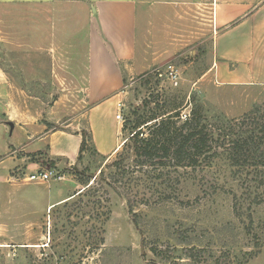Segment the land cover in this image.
<instances>
[{
	"label": "rangeland",
	"instance_id": "obj_1",
	"mask_svg": "<svg viewBox=\"0 0 264 264\" xmlns=\"http://www.w3.org/2000/svg\"><path fill=\"white\" fill-rule=\"evenodd\" d=\"M212 3L201 0L200 9L170 16L168 21L138 15L136 59L144 51L149 54L134 70L123 65L118 89L120 72L106 57L102 84L96 88L93 80L94 89L87 97L83 79H55L52 74L54 52L43 47L54 27L50 16L46 15L44 28L39 26L38 38L43 39L39 41L34 35L36 8L0 0L4 77L0 80V264H218L216 258L219 264H264V146L243 169L219 155L207 166L169 170L171 186L151 180L148 171L134 172L127 146L137 115L147 119L177 106L181 115L189 114L194 102L206 114L240 118L233 122L239 130L258 127L253 124L256 114L240 122L255 103L261 105L258 114L264 115V86L223 82L228 66L216 52ZM82 20L68 23L76 26ZM112 22L120 41L119 33L131 35L116 16ZM258 23L246 31L250 39L245 45L237 43L236 50L248 53L247 62H264V18ZM237 35L230 30L228 37ZM74 44L75 50L83 45L81 40ZM108 44L107 53L113 56L117 47ZM64 49L68 50L57 49L55 55ZM76 66L78 70L81 65ZM169 66L178 73L175 81L168 75ZM118 102L123 105L122 121L115 117ZM82 131L92 134L93 142L87 139V148L77 159L76 135ZM30 139L36 142L32 146ZM92 143L106 159L92 152ZM59 145L68 156L48 154ZM118 152L124 159L123 177L109 165ZM32 167L54 169L64 177L30 182L26 176ZM135 176L142 179L137 186L132 183ZM135 191L140 199L146 197L133 205V214L126 197L132 200ZM248 214L253 220L251 234L246 230ZM152 246L167 249L172 258L156 257ZM188 247L202 249L190 258L185 254ZM248 252L256 255L245 261Z\"/></svg>",
	"mask_w": 264,
	"mask_h": 264
},
{
	"label": "crops",
	"instance_id": "obj_2",
	"mask_svg": "<svg viewBox=\"0 0 264 264\" xmlns=\"http://www.w3.org/2000/svg\"><path fill=\"white\" fill-rule=\"evenodd\" d=\"M17 1L20 3L17 5H33L36 8L33 15L36 25L38 24L34 29L35 38L36 36L38 38L40 35L38 34L41 32H39V26L44 24L46 15L50 16V22L52 23L53 21L54 27H50L48 44H43V47H46L48 52H54V59L51 61L53 66L52 74L55 79H83V88L85 89V95H87V97L91 95V91L94 89L92 83L93 80L95 81L96 88H99L102 84L104 79L103 74L106 72L104 67L107 59L106 57H108L110 64L116 68L118 73L120 72L119 74L121 77H118L120 80L117 86L118 89L123 80L122 73L124 67L128 66L129 71L131 69L134 70L137 66L142 64L143 60H145L143 56L149 54V52L146 53L144 51L136 59L134 47L136 46L135 32L138 15L151 18L157 17L161 20L163 19L160 16H163L165 17V20L168 21L170 16L178 17L182 13H188L189 10L195 11V9L201 8V0ZM263 1L264 0H214V3H212L213 7L210 21L212 22L211 26L216 31V35L214 36L216 52L222 53L224 61L221 63L224 65L226 61L228 66L223 72L224 76H226L223 81L225 84L264 86V69H259V66H263L264 62H260L259 60L258 62L257 60L247 62L249 56L248 53L244 54L239 50H236L238 48L237 43H240L239 45L243 46L250 39L247 37L249 35L246 34V31L248 29L253 30V27H258V22H262V18H264V3L261 4V2ZM115 16L121 23L127 24L126 26H128V29H131V35L129 36H124L125 33H119L121 41L114 32L112 21ZM74 19L83 20L80 21L81 23L77 22L76 26L68 23ZM218 28L221 31L219 34H217ZM230 30L237 31L238 35L236 37H228ZM152 38V35H150V40ZM166 38L170 40L169 32L167 33ZM38 40L40 41L43 39H40L39 37ZM79 40H81L83 45L80 50H75L76 47L74 42ZM255 41L256 40L253 42L254 47L258 46ZM110 42L117 47L113 56L109 55L106 49V47L110 48V45L108 44ZM63 47L68 48V50H61L59 56L55 55V51ZM150 47L145 46V49H149ZM69 51L71 54H69ZM152 60V57H150V62ZM127 63L130 64L127 65ZM216 64L217 62L214 63V66H216ZM237 64L240 66L237 67ZM56 65H59V69ZM76 65H81L80 67H82V69L79 67L80 69L78 68L77 70ZM211 68H213V66ZM79 74L81 75L78 76ZM0 80H4L2 73L0 74ZM1 89H3V87ZM91 111L92 109L89 112V123ZM80 140L81 136L80 133H78L76 135L77 146L80 143ZM28 143L32 146V143L36 142L30 139ZM76 148L78 152V147ZM116 148L117 146L113 148L108 155L112 154ZM33 150L35 149H30L29 152H32ZM48 154L50 156H68L63 145H59L56 150L48 151ZM36 170L39 169L35 168L30 172Z\"/></svg>",
	"mask_w": 264,
	"mask_h": 264
},
{
	"label": "trees",
	"instance_id": "obj_3",
	"mask_svg": "<svg viewBox=\"0 0 264 264\" xmlns=\"http://www.w3.org/2000/svg\"><path fill=\"white\" fill-rule=\"evenodd\" d=\"M260 107V104L255 103L241 117L243 121L240 123H243L246 120L245 117L248 118L250 115L253 117L256 114L253 117V124H257L258 127L253 126L249 130H239L233 123L239 121L240 118H228L225 120L220 118V115L206 114L201 105L195 102L189 114H186L184 118L177 110L179 106L147 119H144V116L139 118V115H135L127 143L133 157L132 166L135 169L134 172L142 171L144 173L148 171L151 173V180H161V184L171 186L174 183V179L171 173L168 172L169 170L177 171L180 168L189 167L193 169L198 166H207L219 155H225L232 166L240 167V169L245 168L244 166H246L250 156L264 146V115L258 114L261 110ZM213 119L217 124L211 121ZM234 130L237 131L234 133L232 132ZM80 135L81 140L77 159H80L86 150L87 139L93 142L92 134L88 136L82 131ZM92 145L93 153L102 157L103 160L107 158L100 155L93 143ZM121 156V152H118L116 158L109 165L115 168L114 172L116 174L120 173L123 177L125 176V171L123 170L124 159ZM99 174H103L102 169H100ZM90 177L83 181L84 186L89 184ZM133 178L134 182L132 183H135L136 186L142 180L137 176ZM128 185H131V183H128ZM133 194L132 200L131 197H126L129 213L134 212L133 205L143 203L142 200L146 197L143 194L142 199H140L136 191ZM145 200L148 202V199ZM133 214L136 213L134 212ZM248 218L246 230L248 234H251L253 220L250 214H248ZM255 238L258 241L256 235ZM200 249L202 248L188 247L185 254L192 258L193 252H199ZM150 250L153 255L160 259L170 260L172 258L168 255L167 249L152 246ZM247 255L248 257L245 258V261L253 258L256 253L248 252ZM215 262L219 264V258H216ZM152 264L156 263L153 261Z\"/></svg>",
	"mask_w": 264,
	"mask_h": 264
},
{
	"label": "built area",
	"instance_id": "obj_4",
	"mask_svg": "<svg viewBox=\"0 0 264 264\" xmlns=\"http://www.w3.org/2000/svg\"><path fill=\"white\" fill-rule=\"evenodd\" d=\"M168 69H169L168 75L170 79L174 81L177 80L178 78L177 71L172 66H169ZM122 107L123 105L120 102H118L117 109H116L117 112L115 115L118 121L123 120L122 115L120 114ZM185 116H186V113L182 115V117H185ZM63 177H64L63 175H61L59 172H56L54 169H46V170H36V171L30 172L27 174L26 179L30 182H47L50 180H57V181L62 180Z\"/></svg>",
	"mask_w": 264,
	"mask_h": 264
}]
</instances>
